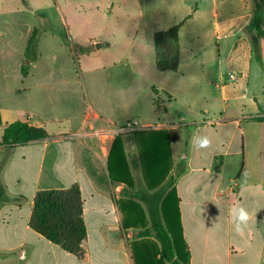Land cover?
Masks as SVG:
<instances>
[{
  "label": "crops",
  "instance_id": "crops-1",
  "mask_svg": "<svg viewBox=\"0 0 264 264\" xmlns=\"http://www.w3.org/2000/svg\"><path fill=\"white\" fill-rule=\"evenodd\" d=\"M260 2L264 10V0H138L139 10L149 11V35L142 41L137 32L119 60L122 97L115 106H96L81 84L61 82L59 52L51 58L40 52L49 33L42 29L28 74L21 63V84L5 85L0 95L6 193L0 197V264H172L160 240L166 232L174 243L185 242L190 264H264V122L256 120L264 117V38L261 84L251 93L255 47L244 32ZM127 4L104 0L102 6L111 11ZM44 26L41 21L35 29ZM172 28H178L179 66L160 71L155 34ZM54 32L69 36L71 43L62 40L71 53L68 31ZM95 39L103 49L115 48L96 37L88 42ZM83 54L93 59L95 53ZM46 61L50 67L42 66ZM192 74L198 79H189ZM167 82L184 88L176 95ZM16 121L43 128L50 138L1 145L5 128ZM194 136H207L211 146L195 147ZM113 146L116 182L108 171ZM75 185L87 228L81 257L31 226L39 192ZM238 205L252 217L240 235L231 215Z\"/></svg>",
  "mask_w": 264,
  "mask_h": 264
},
{
  "label": "rangeland",
  "instance_id": "rangeland-1",
  "mask_svg": "<svg viewBox=\"0 0 264 264\" xmlns=\"http://www.w3.org/2000/svg\"><path fill=\"white\" fill-rule=\"evenodd\" d=\"M143 0H141L142 2ZM104 0H0V95L4 93V86L11 88L18 87L22 82L20 71L21 63L26 65L30 62L27 59L26 44L33 30L42 21L41 18L52 21L59 32L63 29L71 36L73 43L88 46L94 58L85 56L81 51L71 46V53L62 40V35L54 32L53 29L42 37L41 53L44 57H52L53 52L58 51L64 69L59 71L60 77H65L61 82L81 84L87 94L90 103L100 105L105 102L119 104L122 94L119 90V83L122 73L120 59L129 53L131 43L136 37L146 41L149 35V24L146 16L148 9L144 12L139 10L138 0H128L126 6L115 8L111 11L103 8ZM101 4V5H100ZM98 5L99 9L95 7ZM142 20H145L142 24ZM52 31V32H51ZM109 41L115 44L114 49L104 48V45L97 49L96 43ZM88 42V43H87ZM74 45V46H75ZM264 56V41L261 44ZM26 49V51H25ZM39 49V50H40ZM37 51V50H36ZM139 49L135 53H139ZM71 54V55H70ZM250 79V86L256 93L261 84V69L259 60L255 56ZM51 62L46 61L43 67H50ZM106 67V68H105ZM105 68V69H103ZM70 77V78H68ZM194 74L189 79H195ZM264 78V77H262ZM188 79V80H189ZM198 79V78H196ZM262 81H264L262 79ZM71 86V94L76 89ZM164 86L178 95L184 86L174 83H165ZM74 89V90H73ZM187 94H193L194 90L188 88ZM127 96V95H126ZM74 101L76 97L73 96ZM16 102H20L17 98ZM75 104V103H74ZM106 104V103H105ZM108 105V104H107ZM103 159V158H102ZM103 168L106 163L100 160ZM173 236L177 234L172 230ZM178 241V239H177ZM178 246L181 247L180 243Z\"/></svg>",
  "mask_w": 264,
  "mask_h": 264
},
{
  "label": "trees",
  "instance_id": "trees-1",
  "mask_svg": "<svg viewBox=\"0 0 264 264\" xmlns=\"http://www.w3.org/2000/svg\"><path fill=\"white\" fill-rule=\"evenodd\" d=\"M263 16L264 10L260 2L253 18L244 29V32L251 37L255 47V56L259 61L262 60L258 47L259 38H264ZM41 19L45 26L34 30L27 47V59L31 62L37 58V44L42 29H53L54 31V27L51 26L48 19ZM61 35L66 42L71 43L66 33H61ZM74 47L81 51V53L89 52V49L86 47L79 45H75ZM155 47L160 71L176 72L179 66L180 56L178 28L156 33ZM22 72L25 76L28 74V67L26 65L22 67ZM256 120L264 122V117L257 118ZM2 124L0 112V127ZM48 138H50V135L45 129L31 126L26 122L16 121L5 128L1 145L15 147ZM113 151L114 146L108 160V171L110 172L111 180L116 182L117 180L113 175L110 163ZM1 169L2 166L0 167ZM127 183L129 186L131 185L130 182ZM0 197H6L1 182ZM31 226L52 243L62 246L77 256H83V242L87 238V228L83 218V199L80 187L75 185L65 190H46L39 192L35 199ZM160 240L163 250L170 249L172 264H190V253L187 250L185 242L182 241V246L179 247L178 244L171 240L167 232L164 235H160Z\"/></svg>",
  "mask_w": 264,
  "mask_h": 264
},
{
  "label": "clouds",
  "instance_id": "clouds-1",
  "mask_svg": "<svg viewBox=\"0 0 264 264\" xmlns=\"http://www.w3.org/2000/svg\"><path fill=\"white\" fill-rule=\"evenodd\" d=\"M192 143L199 149H207L211 146V140L207 136H194ZM231 215L236 221L235 232L238 235L243 234L250 219L252 218L251 214L245 207L238 205L232 208Z\"/></svg>",
  "mask_w": 264,
  "mask_h": 264
},
{
  "label": "built area",
  "instance_id": "built-area-1",
  "mask_svg": "<svg viewBox=\"0 0 264 264\" xmlns=\"http://www.w3.org/2000/svg\"><path fill=\"white\" fill-rule=\"evenodd\" d=\"M231 77L233 78L234 76H231ZM118 131H122V129L118 130ZM105 134H107V133H103V135H105ZM103 149H104V145H101V150L103 151Z\"/></svg>",
  "mask_w": 264,
  "mask_h": 264
},
{
  "label": "water",
  "instance_id": "water-1",
  "mask_svg": "<svg viewBox=\"0 0 264 264\" xmlns=\"http://www.w3.org/2000/svg\"><path fill=\"white\" fill-rule=\"evenodd\" d=\"M101 47V44H96V48L99 49Z\"/></svg>",
  "mask_w": 264,
  "mask_h": 264
}]
</instances>
